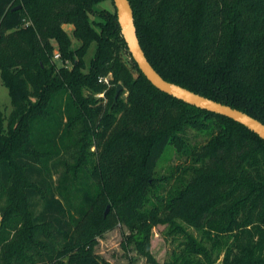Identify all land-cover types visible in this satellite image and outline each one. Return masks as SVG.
<instances>
[{
	"label": "trees",
	"instance_id": "trees-1",
	"mask_svg": "<svg viewBox=\"0 0 264 264\" xmlns=\"http://www.w3.org/2000/svg\"><path fill=\"white\" fill-rule=\"evenodd\" d=\"M102 1L0 0V264H112L95 247L118 222L153 264H264V139L154 86ZM130 2L165 79L264 122V0ZM158 225L187 235L163 263Z\"/></svg>",
	"mask_w": 264,
	"mask_h": 264
},
{
	"label": "rangeland",
	"instance_id": "rangeland-1",
	"mask_svg": "<svg viewBox=\"0 0 264 264\" xmlns=\"http://www.w3.org/2000/svg\"><path fill=\"white\" fill-rule=\"evenodd\" d=\"M105 9L110 12H115L116 7L113 0H105L100 2L95 6V10ZM65 28L71 34L73 40V46L76 47L79 45V41L72 35L73 25L66 24ZM94 52V46L90 51V55ZM89 55V56H90ZM125 57L130 61V55L126 52ZM108 76V75H105ZM107 88L110 86L106 84ZM101 93H104L101 92ZM127 90L124 88L120 92L119 96L126 98ZM100 93L96 94V97H103L104 100H107V97L104 93V96H99ZM116 95V93H115ZM0 105L3 111L8 115L12 110V99L9 88L3 83L1 72H0ZM177 162L175 154L172 151L166 153L158 164V171L162 174L169 172L171 167ZM59 175L56 173L55 178L57 179ZM72 199H76L72 193H70ZM111 204H108L106 207L105 214L110 212ZM2 213L0 212V219ZM185 228L189 233H192L197 239H201L202 234L200 231L195 230L192 227L185 225ZM12 236V234H11ZM129 228L121 222H118L112 228L106 229L102 235L97 237V245L95 250L101 256L109 260L112 264H153L149 258L144 255L139 248L137 247L134 241H131ZM187 241V235L183 231L171 230L169 227L166 228L165 225H158L153 229V236L151 240V252L152 255L161 263L172 260L176 254L182 252V249L185 247ZM223 259V255L220 256L218 263Z\"/></svg>",
	"mask_w": 264,
	"mask_h": 264
},
{
	"label": "water",
	"instance_id": "water-1",
	"mask_svg": "<svg viewBox=\"0 0 264 264\" xmlns=\"http://www.w3.org/2000/svg\"><path fill=\"white\" fill-rule=\"evenodd\" d=\"M114 4L117 11L118 22L121 27V33L128 45V49L141 71L154 86L191 105L227 116L246 126L264 139V122L258 118L239 108L217 101L165 79L152 65L142 47L135 23L134 10L130 0H114ZM122 89L123 85L119 83L115 99L118 98Z\"/></svg>",
	"mask_w": 264,
	"mask_h": 264
},
{
	"label": "built area",
	"instance_id": "built-area-1",
	"mask_svg": "<svg viewBox=\"0 0 264 264\" xmlns=\"http://www.w3.org/2000/svg\"><path fill=\"white\" fill-rule=\"evenodd\" d=\"M54 59L59 60L60 59V53L56 52L54 55ZM100 81L105 82L106 84H109V76H102L100 77ZM99 96H104V93H100Z\"/></svg>",
	"mask_w": 264,
	"mask_h": 264
},
{
	"label": "crops",
	"instance_id": "crops-1",
	"mask_svg": "<svg viewBox=\"0 0 264 264\" xmlns=\"http://www.w3.org/2000/svg\"><path fill=\"white\" fill-rule=\"evenodd\" d=\"M66 26V25H65Z\"/></svg>",
	"mask_w": 264,
	"mask_h": 264
}]
</instances>
